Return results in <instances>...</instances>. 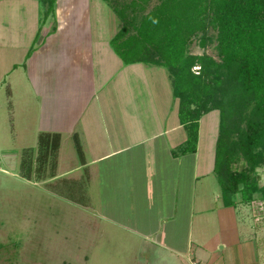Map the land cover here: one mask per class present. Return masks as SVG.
I'll list each match as a JSON object with an SVG mask.
<instances>
[{
  "label": "rangeland",
  "instance_id": "obj_1",
  "mask_svg": "<svg viewBox=\"0 0 264 264\" xmlns=\"http://www.w3.org/2000/svg\"><path fill=\"white\" fill-rule=\"evenodd\" d=\"M129 1L60 2L61 5L71 3L70 9L75 7V13L80 12L78 15L82 16L81 21L85 26L87 37H91L90 58L93 65V81L97 88L94 87L96 94L91 99L86 116L94 112L92 118L95 116L97 122L93 121L89 126L103 127L109 115L113 126L123 124L125 132L115 133L116 130L112 129L109 132L112 138L110 141L117 148L122 144H128L123 156L129 153V156L133 157L131 164L138 162L137 168H142L144 164H150L148 156L160 154L157 148L163 138L157 133L168 128L170 124L173 125L178 101L172 96L169 75L165 68L144 64L125 65L109 45L110 40L121 27L120 20L113 12V6ZM38 2L40 4L38 6L37 3L38 9L34 17L38 12L36 17L40 20V26L45 21V27L41 30L38 28L33 36L24 25L23 27L15 24L18 21L27 22L26 17L31 19V14L26 16V11L20 12L22 16L25 15L23 22L20 13L16 14L15 2L10 10L6 5L1 7L0 36L6 37L3 40L11 42L20 39L17 45L21 49L26 46L25 39L28 41L32 38L30 44L35 50L41 38H56L64 33L68 24L64 19L65 12H57L60 3L57 0H41V2L38 0ZM156 4L158 0L150 1L147 11ZM77 7H79L78 11ZM34 10L35 6H31L27 11L32 13ZM34 17L31 19L32 22ZM58 21L63 23L61 27L58 26ZM52 23L56 32L45 33V29ZM215 45L216 43L212 41L202 48L196 39L189 47V53L209 55L219 61ZM198 69L195 67L192 70L198 72ZM7 73L5 67L0 64L1 82L5 80L4 83L0 82V264H160L161 262L170 264L166 261V255H162L161 258L162 252L157 248L129 233L124 234L109 221L95 218L91 210L94 205L91 202L94 199L95 187L99 186L93 185L90 189L88 167L95 164L93 160L99 155L98 149L92 150V153L86 150L85 146L82 147L85 162L87 165L90 164L86 167V164L82 165L79 160L73 137L61 136L56 158L48 161L41 168L38 172L39 176L33 172L34 168L38 169L35 162L38 139L36 129L42 103L34 92L32 94L16 90L9 92L5 86L18 81L15 78L11 79L12 76H7ZM105 101L111 104L107 106L103 103ZM115 102H119L123 113L116 107ZM100 103H102L101 107L98 108ZM107 107H111L110 113ZM52 109L48 108V110ZM45 112L48 113L46 108ZM201 121L199 158L206 159V156L210 157L213 138L218 134L219 113L212 112ZM106 124L111 126L110 120ZM180 134L181 132H178V135ZM150 136L154 138L139 142ZM172 138L177 141V136ZM29 149H34L31 158L33 169L30 178L25 179L21 176L23 173L21 164L22 160L26 159ZM123 159L116 156L109 160V164H101L102 167L99 169L102 173L98 183L102 184V175L106 174L103 184L108 189L106 192L101 188L104 210L108 215L116 217L123 215L125 210L122 209L123 203L120 200L121 189L114 198L113 194L116 192L108 187H111L109 180H118L114 169L121 168L118 166ZM189 159L187 158L186 161ZM128 163L129 161L123 164L125 168L130 165H127ZM258 173L260 185H263L264 169H258ZM211 180L214 183L211 184V189L219 192L220 188L214 175L208 177V181ZM242 206L249 215H254L258 211L264 212V201L254 200L250 205L242 204ZM259 221L258 219L253 223L256 226H264L261 225L262 222L259 224Z\"/></svg>",
  "mask_w": 264,
  "mask_h": 264
},
{
  "label": "crops",
  "instance_id": "obj_2",
  "mask_svg": "<svg viewBox=\"0 0 264 264\" xmlns=\"http://www.w3.org/2000/svg\"><path fill=\"white\" fill-rule=\"evenodd\" d=\"M60 1L65 0H57L60 3L57 12H65L63 18L68 24L64 33L56 38H41L35 50L30 44L32 38L28 41L25 39L26 46L19 49L17 43L20 39L11 40L12 44L3 40L6 37L0 36V64L8 72L7 76L11 75V79L15 78L18 81L5 86L9 92L15 90L31 94L34 92L41 101L37 136L44 132L71 137L77 134L79 141L82 139L81 148L85 146L90 152L99 150L100 156H97L99 159L96 157L93 160L94 165L88 164L90 189L93 185L99 186L95 187L97 191L95 190L91 202L94 205L91 210L95 218L109 221L124 234L129 233L157 248L162 252L161 258L162 255H166V261L170 264H264V226H256L253 223L259 219V224L262 222L263 225L264 212L258 211L254 215H249L244 208L242 209L244 207L242 204L232 208L224 207L220 191L211 189V184L214 183L212 180L208 181V177L213 175L214 146L218 134L213 138L210 157L199 158L201 120L217 111H212L200 119L195 153L173 155V151L186 140L185 130L179 123L175 109L173 125L170 124L168 128L157 133L163 138L157 148L160 154L148 156L150 164H141L142 168H137L138 162L131 164L133 157L129 156V153L123 156L128 144H122L117 148L110 141L112 138L109 132L112 129L116 130L115 133L125 132L123 124L113 126L109 115L106 119L110 120L111 126H107L108 120H105L103 127L89 126L93 121L97 122L95 116L92 118L94 112L86 116L91 99L96 94L94 87L97 88L93 81V65L90 58L91 37H87L81 21L82 16L78 15L80 12L75 13V7L70 9L71 3L61 5ZM13 3L17 8L16 14L26 11V16L32 15L31 19L40 4L38 0H0V9L6 5L10 10ZM31 6H35V10L28 13L27 10ZM37 14L33 22L29 17H26L27 22H24L25 15L22 16L20 13L24 23L18 21L15 24L24 25L33 36L38 28L41 30L45 27V21L40 26ZM58 22V26L61 27L63 23ZM49 31L56 32L53 23L45 29V33ZM4 81L1 82L0 76V82ZM119 102H115L116 107L123 113ZM103 103L107 106L111 104L108 101ZM47 106L53 109L48 110ZM45 108L48 113L45 112ZM110 108L107 107L108 113ZM178 132L181 134L178 135ZM175 136L176 142L172 138ZM153 138L150 136L139 142L150 141ZM116 156L124 159L119 163L118 167L121 168L114 169L118 180H109L111 187L108 188L116 192L113 194L114 198L121 189L120 200L123 203L122 209L125 210L124 214L118 217L108 215L104 210L102 189L106 192L108 190L103 184L106 174L102 175V184L98 183L102 173L99 170L101 164L108 163ZM187 158L190 159L186 161ZM127 161H129L127 165H130L125 168L123 164ZM88 165L86 164V167Z\"/></svg>",
  "mask_w": 264,
  "mask_h": 264
},
{
  "label": "trees",
  "instance_id": "obj_3",
  "mask_svg": "<svg viewBox=\"0 0 264 264\" xmlns=\"http://www.w3.org/2000/svg\"><path fill=\"white\" fill-rule=\"evenodd\" d=\"M150 1L113 6L121 27L109 42L112 51L125 65L167 71L186 133L174 156L195 153L200 119L219 113L213 175L224 207L264 201L258 173L264 169V0H158L147 11ZM196 39L202 48L214 41L219 61L191 55ZM60 139L58 133H40L38 169L32 167L34 149H29L21 176L29 179L32 169L38 174L55 159ZM73 140L84 164L77 134Z\"/></svg>",
  "mask_w": 264,
  "mask_h": 264
}]
</instances>
